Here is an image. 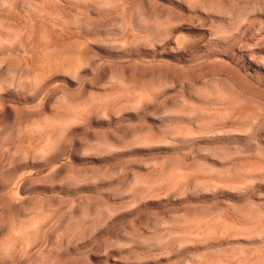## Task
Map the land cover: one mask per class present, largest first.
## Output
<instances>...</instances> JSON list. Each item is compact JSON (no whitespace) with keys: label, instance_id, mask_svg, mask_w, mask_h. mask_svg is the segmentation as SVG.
Instances as JSON below:
<instances>
[{"label":"rangeland","instance_id":"374dc122","mask_svg":"<svg viewBox=\"0 0 264 264\" xmlns=\"http://www.w3.org/2000/svg\"><path fill=\"white\" fill-rule=\"evenodd\" d=\"M0 264H264V0H0Z\"/></svg>","mask_w":264,"mask_h":264}]
</instances>
